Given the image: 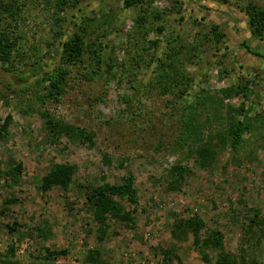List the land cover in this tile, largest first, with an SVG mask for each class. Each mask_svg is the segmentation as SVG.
I'll return each mask as SVG.
<instances>
[{
    "label": "rangeland",
    "instance_id": "1",
    "mask_svg": "<svg viewBox=\"0 0 264 264\" xmlns=\"http://www.w3.org/2000/svg\"><path fill=\"white\" fill-rule=\"evenodd\" d=\"M178 1H153L150 8L163 11L162 33L148 5L126 7L124 0H86L75 8L60 0H17L15 17L0 14V28L16 42L13 71L0 62V128L12 116L9 132L0 137V172L22 165L17 183L0 179V258L13 246L9 264H80L88 256L94 264H209L192 237L176 242L170 234L177 217L198 215L206 223L203 238L214 230L223 233V248L209 251L210 264H218L222 252L237 257V264H264V38L251 33L246 10L250 2L264 8V0ZM142 15L149 17L139 28ZM213 24L224 34L220 43ZM80 29L91 48H103L111 75L99 78L86 50L82 63L67 67L60 99H43L47 92L36 83L38 76L21 80V71L49 57L63 34ZM175 45L181 56L192 57L185 69L198 77L195 92H202L194 129L205 140L226 131L228 111L242 104L239 95L223 99V90L253 85L255 91L251 129L235 150L230 141L216 144L210 167L195 153L198 137L183 135L185 104L165 93L150 66L155 55ZM53 60L50 70L62 64L58 55ZM208 96L216 102L208 104ZM42 113L85 129L94 144L55 139ZM57 163L76 165L75 180L68 190L44 191L42 178ZM179 164L190 170L183 185L171 189L170 173ZM130 173L139 197L136 211L120 200L130 219L112 217L100 231L87 192L121 184ZM255 214L258 225L250 221Z\"/></svg>",
    "mask_w": 264,
    "mask_h": 264
},
{
    "label": "trees",
    "instance_id": "2",
    "mask_svg": "<svg viewBox=\"0 0 264 264\" xmlns=\"http://www.w3.org/2000/svg\"><path fill=\"white\" fill-rule=\"evenodd\" d=\"M60 4L71 5V7H77L80 3L86 0H60ZM154 0H124L126 7L133 6H144L148 5L146 12L150 13L153 20L158 24L157 31L162 33L165 30V26L161 24L163 19V11L156 9H151ZM175 4H179L178 0ZM228 1V0H225ZM15 2L17 0H0V14L3 16L9 13L12 17L17 15L15 11ZM151 7V8H150ZM246 9V8H245ZM247 14L249 16V26L251 33L259 38H264V8L250 2L247 6ZM145 12V13H146ZM149 15H142L136 20L137 26L139 28L143 27L146 23ZM219 25L213 24L211 30L216 38V41L220 43L224 34L220 31ZM84 31L77 30L72 34L67 32L63 34V38L58 42L57 48L53 51L49 57H45L33 65L31 69L21 71L20 79L26 80L30 77H36V83L39 86H45L46 94L43 95V99H54L59 100L60 97L65 93L66 86L68 83V66L76 65L83 62L84 54L86 50L90 51V56L96 62L97 71L95 74L99 78H105L111 75L113 71V65L108 62L103 48L101 50H95L91 48L89 43L85 41ZM62 34V33H61ZM159 41H153V48L156 49ZM168 43H171L170 40ZM94 45V44H93ZM16 42L12 40L8 34L7 28H0V62L8 64L9 71H13V62ZM182 50L175 45L172 46L168 51H163L158 55H155L152 66L153 72L156 74L154 77L156 83L160 85L165 93L176 94V97L185 104L184 114H185V127L183 135L186 139H191L192 137L198 141L200 146L195 150V153L199 157L203 167H210L212 160L216 154V144H225L226 141H230V145L233 150H235L243 140L245 133L251 129L252 126V113L255 109L256 101L254 100L255 91L253 85L248 87L236 86L230 87L222 91V98H230L235 95H239L243 98L242 104L239 108L231 113V108L228 111V125L227 130L223 132H218L215 135H211L210 139L205 140L201 133H195L194 117L197 106L199 105V99L202 97L201 93H196V86L198 84V77L192 75L186 71V63L192 60V57L181 56ZM164 53L167 54L164 58ZM186 53H189L187 51ZM60 56L62 64L50 70L54 65L55 56ZM54 67V66H53ZM223 99L220 102H223ZM133 101V98H129L128 102ZM215 100V99H214ZM212 96H208L207 103L213 104L214 102ZM216 102V100H215ZM219 104V100H217ZM239 115V118L236 117ZM41 117L45 120V127L50 132V134L55 138L61 136L67 137L72 143L82 142L94 144L92 135L85 129L73 126L72 124L60 121L53 118L48 113H42ZM219 119V118H218ZM12 121V116H7L4 120L3 125L0 128V137L7 134L8 127ZM215 139L218 142L214 143ZM22 165L19 164L14 168L9 169L5 172H0V179L2 177H7L18 182V176L21 173ZM189 168L183 167L179 164L173 168L170 173L169 188L179 189L189 172ZM77 175V166L69 163H57L54 164L50 172H48L42 178L41 188L47 191L53 187H60L64 190H68L75 180ZM10 185L9 182L6 184ZM86 198L92 202L94 205V218L100 224L99 230L104 231L107 226V222L110 218H116L121 220L130 219V212H127L122 205L120 200H127L132 204V210L136 211L139 205V197L137 196V191L134 188V176L130 173L128 176L122 179L121 184H110L105 183L97 186H92V188L87 192ZM14 201V200H13ZM258 215L255 214L251 218V223L258 225ZM10 233L15 231L13 226H8ZM206 223L204 219L198 215L188 216V217H177L170 229L171 237L176 242H182L185 239L193 238V245L195 249L201 254L203 260L207 263H211L210 260V250H220L223 248V233L220 230H214L209 236H202V231L205 229ZM103 233V232H102ZM245 251V248H243ZM172 247L168 248L165 253L167 254V259H171V254H173ZM15 255V250L13 246H10L7 254L0 258V264H9L12 257ZM95 259L93 256H88L80 264H94ZM218 264H237V257L225 254L224 252L219 254L217 260ZM32 264H74V263H60V262H33ZM242 264H253L247 263L243 260ZM255 264V263H254Z\"/></svg>",
    "mask_w": 264,
    "mask_h": 264
}]
</instances>
